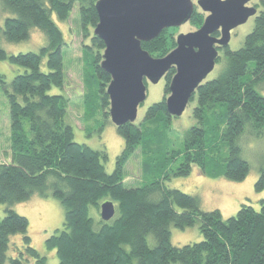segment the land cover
<instances>
[{"label":"trees","instance_id":"trees-1","mask_svg":"<svg viewBox=\"0 0 264 264\" xmlns=\"http://www.w3.org/2000/svg\"><path fill=\"white\" fill-rule=\"evenodd\" d=\"M0 1L13 14L0 28L4 39H26L33 27L46 38L37 52L8 54L0 46V60L23 68L10 81L0 73L11 143L9 161L0 162V203L6 205L0 218V264L7 260L23 264L25 258L47 264L46 257L30 245L28 219L11 207L34 194H51L65 209L62 229L46 239L47 247L55 249V264H264V199L259 210L242 203L234 215L224 218L217 208L201 209L197 196L164 184L170 175H188L193 165L209 177L242 181L247 175L249 164L241 157L237 140L246 126L254 133L264 128V95L255 88L264 83V11L255 16L239 48L222 49L225 62L218 76L204 80L192 95L195 124L185 131L183 146H170L171 118L176 116L167 112L165 99L175 73L172 66L164 76L162 99L150 104L140 121L115 126L124 145L113 171L107 172L104 150L74 140L67 120L68 97L50 92L64 84V39L52 15L67 20L77 2L82 36L88 39L81 49L83 101L89 105L93 98L98 100L104 117L110 118L106 93L110 75L100 66L104 42L93 34L97 0ZM190 20L196 26L204 20L196 6ZM177 27L164 28L141 42L142 48L163 57L176 46ZM137 148L142 184L125 187L124 167ZM175 160L179 163L173 168ZM263 188L264 162L254 183L256 191ZM107 199L115 205L114 216L108 221L91 216L90 206L99 213ZM196 221L200 241L171 243L170 224L185 228ZM17 233L23 235L24 247L13 244L15 254L7 256L11 236Z\"/></svg>","mask_w":264,"mask_h":264},{"label":"rangeland","instance_id":"rangeland-1","mask_svg":"<svg viewBox=\"0 0 264 264\" xmlns=\"http://www.w3.org/2000/svg\"><path fill=\"white\" fill-rule=\"evenodd\" d=\"M196 2L197 0H192ZM263 0H250L248 5H256V13L242 24L237 25L230 31L229 49L239 48L244 41L247 33L254 26V19L257 14L264 11ZM204 17L200 7L196 6ZM13 14L6 11L0 1V28L4 20ZM53 20L58 25L63 39V73L64 84L62 88L51 87V93H61L68 97L67 120L71 125L74 140L84 143L95 150H104L106 159L103 160L105 170L113 171L117 155L121 152L124 140L117 132L115 125L110 118L103 115V109L98 100L92 99L89 105H85L82 97L83 93V62H82V44L88 43V39L82 36V29L79 19V5L73 4L69 18L60 20L55 14ZM200 26V25H199ZM196 26L191 20L178 25L176 36L180 33L194 31ZM46 38L42 30L33 27L29 31V36L18 42H9L0 33V46L8 53H19L34 51L37 52L45 44ZM219 60L215 62L213 69L206 75L204 80L213 79L218 76L225 62V53L221 49L218 51ZM252 65V64H251ZM44 68V65H43ZM23 68L12 64L8 60H0V73L5 75V80L10 81L14 75L21 73ZM250 77L252 75L248 73ZM146 97L138 105L135 121L142 119L147 107L153 102L159 101L164 95L165 78L153 83L146 81ZM255 88L264 95V83H257ZM196 100L189 101L181 115L171 118V131L169 138L171 148L180 149L183 146L185 131L195 124L192 116V109ZM240 146V155L247 160L249 170L242 181H232L222 176L209 177L201 173L200 169L193 165L191 172L186 176L170 175L164 180L168 187L178 188L186 193L195 195L199 199L200 207L203 210L219 209L224 218L234 215L242 203H248L259 210L260 199H264V188L260 191L254 189V183L259 174V168L264 162V128L259 133L251 131L246 126L238 137ZM10 120L8 115V102L5 94L0 87V162H8L10 159ZM140 149L137 148L133 155L126 162L124 167L125 187H137L142 184L140 178ZM179 161L171 163L174 168ZM12 209L25 216L28 219L27 235L30 237V245L33 246L40 255L45 256L47 264H55L58 258L54 248L46 245V239L57 230L62 229L65 209L59 199L49 194L47 197H41L37 194L29 199L14 203ZM6 205L0 203V218L5 215ZM90 215L98 219L100 214L94 206H90ZM170 241L174 245L200 241L202 234L198 228V221L185 228L175 227L170 224ZM148 242L154 244V239L149 236ZM15 244L18 249L24 247V239L21 233L11 236V243L7 250V256L15 254L12 245ZM17 252V251H16ZM5 264H9L8 260ZM23 264H33L32 258H25ZM171 264H177L172 262Z\"/></svg>","mask_w":264,"mask_h":264},{"label":"water","instance_id":"water-1","mask_svg":"<svg viewBox=\"0 0 264 264\" xmlns=\"http://www.w3.org/2000/svg\"><path fill=\"white\" fill-rule=\"evenodd\" d=\"M250 0H97L98 23L93 34L104 42L101 68L110 75L106 87L109 117L115 126L134 122L138 105L146 97L145 80L157 82L175 67L166 96V110L179 116L197 87L213 69L218 48H226L230 31L256 13ZM195 6L206 16L194 31L176 36V46L154 57L141 42L155 38L164 28L191 19ZM218 32L219 36L214 33ZM100 218L115 214L113 201L99 206Z\"/></svg>","mask_w":264,"mask_h":264},{"label":"flooded vegetation","instance_id":"flooded-vegetation-1","mask_svg":"<svg viewBox=\"0 0 264 264\" xmlns=\"http://www.w3.org/2000/svg\"><path fill=\"white\" fill-rule=\"evenodd\" d=\"M249 6H251V5H249ZM253 6V5H252ZM254 7H255V5H254ZM218 33V32H217ZM216 36H219V33H218V35H216ZM221 49H224V48H218V50H221Z\"/></svg>","mask_w":264,"mask_h":264}]
</instances>
